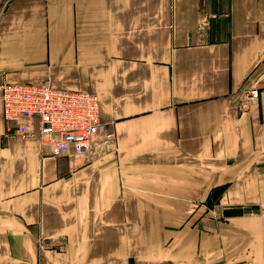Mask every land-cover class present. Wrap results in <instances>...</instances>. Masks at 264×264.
<instances>
[{"label": "crops", "instance_id": "obj_1", "mask_svg": "<svg viewBox=\"0 0 264 264\" xmlns=\"http://www.w3.org/2000/svg\"><path fill=\"white\" fill-rule=\"evenodd\" d=\"M3 83L100 125L52 156L0 100V264H264V0H0Z\"/></svg>", "mask_w": 264, "mask_h": 264}, {"label": "built area", "instance_id": "obj_2", "mask_svg": "<svg viewBox=\"0 0 264 264\" xmlns=\"http://www.w3.org/2000/svg\"><path fill=\"white\" fill-rule=\"evenodd\" d=\"M257 97L256 89L249 91L242 107ZM0 100L5 123L24 120L15 132L39 137L42 145L50 147L52 156L83 154L97 137L100 121L96 95L46 84L3 83ZM35 123L37 130L33 131Z\"/></svg>", "mask_w": 264, "mask_h": 264}]
</instances>
